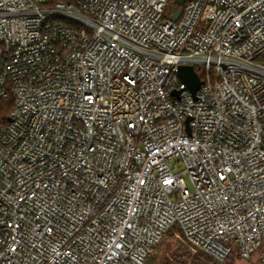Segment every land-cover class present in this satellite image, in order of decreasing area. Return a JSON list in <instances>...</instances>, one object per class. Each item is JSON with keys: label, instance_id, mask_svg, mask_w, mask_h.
<instances>
[{"label": "built area", "instance_id": "obj_1", "mask_svg": "<svg viewBox=\"0 0 264 264\" xmlns=\"http://www.w3.org/2000/svg\"><path fill=\"white\" fill-rule=\"evenodd\" d=\"M176 1L0 0V264H146L174 225L259 249L264 0Z\"/></svg>", "mask_w": 264, "mask_h": 264}, {"label": "rangeland", "instance_id": "obj_2", "mask_svg": "<svg viewBox=\"0 0 264 264\" xmlns=\"http://www.w3.org/2000/svg\"><path fill=\"white\" fill-rule=\"evenodd\" d=\"M180 11L181 8H179L177 5H170L168 6L166 13H168V15L171 17L172 15ZM253 61L264 64V51L256 55L253 58ZM174 227L178 226L174 225ZM174 231L175 233L172 236H166L162 239L160 244L157 246L153 254L148 259L147 264H152L150 259H153L154 264H166L165 262L167 261L168 254L170 252L176 251L179 247L182 248V251H184V253H187L189 255L187 264H193L192 259L194 257L199 256V251L192 249L191 246L184 241L183 237H181V232L179 228H175ZM232 262L233 264H264V241H262L261 246L251 256L250 259L243 260L238 257H235Z\"/></svg>", "mask_w": 264, "mask_h": 264}, {"label": "trees", "instance_id": "obj_3", "mask_svg": "<svg viewBox=\"0 0 264 264\" xmlns=\"http://www.w3.org/2000/svg\"><path fill=\"white\" fill-rule=\"evenodd\" d=\"M185 1H187V0H185ZM176 5L179 8H182V5L178 4L177 1H176ZM169 17L170 16L168 15V13H166L165 18H169ZM196 71L198 73L200 72L198 69ZM12 106H13V102H12L11 98H8L5 100H0V127L3 125H6L8 123L9 113L12 109ZM175 228L178 229V227H174V226L171 227L169 229V231L166 232L164 237L172 236L175 233V231H174ZM158 245H156L153 252L155 251V249L157 248ZM153 252H152V254H153ZM150 256L147 258V261L150 258ZM235 257H237V256L234 254H231L227 257V259L224 262H218L215 259H213L212 257H210L209 255L199 251V256L194 257L192 259V261H193V264H233L232 261L235 259ZM188 258H189V255L187 253H184V251H182V248L179 247L176 251L170 252L168 254L167 261L165 263L166 264H187ZM147 261H146V264H147ZM150 261L152 262V264H154L153 259H150Z\"/></svg>", "mask_w": 264, "mask_h": 264}, {"label": "water", "instance_id": "obj_4", "mask_svg": "<svg viewBox=\"0 0 264 264\" xmlns=\"http://www.w3.org/2000/svg\"><path fill=\"white\" fill-rule=\"evenodd\" d=\"M178 4H182V0H177ZM180 15V12H177L172 17L173 21H176ZM177 74L184 84L185 89L188 90L192 96H195L196 92L200 89L202 82L199 79L197 73L195 72L192 66H179L177 69ZM177 92H173L172 95L177 96Z\"/></svg>", "mask_w": 264, "mask_h": 264}]
</instances>
